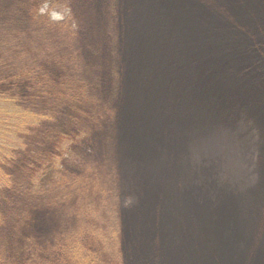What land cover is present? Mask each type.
<instances>
[{
    "label": "trees",
    "instance_id": "1",
    "mask_svg": "<svg viewBox=\"0 0 264 264\" xmlns=\"http://www.w3.org/2000/svg\"><path fill=\"white\" fill-rule=\"evenodd\" d=\"M31 5L34 6L33 2ZM74 9L67 23L79 18L81 24L77 30L71 29L72 33L81 37L85 45L93 46L97 60H102L105 71L102 74L78 69L90 51L74 53L64 63L39 61L41 65L22 56L26 55L27 48L19 52L14 48L0 58V148L5 149H0L1 202L9 207L15 203L9 195L15 182L7 169L19 166L22 154L17 155V152L31 148L32 131L53 119V114L39 110L54 111L57 105L58 108L60 104L64 106L63 98L72 105L82 106L78 107L82 110L78 113L85 125L98 124L95 128L103 126L104 130L106 125L110 130L119 126L123 130L120 141L113 135V139H106L107 146L104 139L101 151L107 156L115 152L112 170L115 167L122 196H134V203L120 209L123 222H119L127 223L122 234L116 239L105 238L110 253L100 251L98 257L82 256L80 250L76 251L77 246L69 240L64 242V235L63 252L55 253V245H47L52 252L45 253V245L40 244L39 248H29L25 254L16 255L10 247L7 253L4 246L0 264H8L6 261L9 264L132 263L130 254L136 253L135 234L144 221H157L156 217L150 219L147 215L156 197L166 195L168 190L181 193L171 194L173 205L185 206L191 214L199 216L198 207L209 210L205 217L200 216L199 227L206 232L203 235L208 243L214 246L218 263L230 264L231 243L237 236L232 239L225 236L223 232L229 229L224 225L233 223L231 231L240 232L243 225L250 224L248 212L240 214L239 208L235 211L229 204L226 212L216 213L223 204L218 198L222 194L218 189L210 193L205 177H192V172L207 168L220 173V168L226 165L217 159L245 152V158L252 153L257 163L253 171L259 174L251 179L252 183L264 178V2L85 0L83 5L80 0ZM107 19L109 30L100 26L107 24ZM3 30L0 22V50L8 46L1 40L7 33ZM27 61L32 68L28 66L22 72H15V66ZM66 94L72 99L65 97ZM106 114L109 121L105 119ZM66 118L64 114L60 122H65ZM96 130L92 128L90 133ZM79 136L83 137V133L61 140L73 143ZM94 138H98L97 133ZM112 140L114 145L110 143ZM18 141H22L25 148L12 145ZM37 158L43 174L48 160L53 159L45 155H37ZM31 167L24 165L25 170ZM244 189L229 187L233 194ZM207 193L211 197L206 198ZM69 199L72 200L69 213L74 215L81 205L74 193ZM63 203L53 204L54 214L51 215L59 218L54 224L57 229L64 224L60 212ZM96 204L101 207L97 209L98 215L101 209H111L102 205L101 198ZM19 220L15 231L4 227L6 216L0 210V231L10 236L11 243L22 239L23 232L28 230L24 228L26 217ZM135 223H139L136 228ZM154 229L151 236L160 234L157 225ZM147 238L142 252H147L146 245L151 246ZM124 251L128 254L125 259Z\"/></svg>",
    "mask_w": 264,
    "mask_h": 264
},
{
    "label": "rangeland",
    "instance_id": "2",
    "mask_svg": "<svg viewBox=\"0 0 264 264\" xmlns=\"http://www.w3.org/2000/svg\"><path fill=\"white\" fill-rule=\"evenodd\" d=\"M74 1L0 0V22L4 26L3 31H7L1 40L8 45L7 47L3 46V49L0 50V58L2 59L3 53L10 54L14 48H17L18 52L27 48L26 55L22 56H26L27 59L31 58L36 64L41 65L42 62L39 61L61 60V63H64L74 53L90 51L87 54L89 56L83 60L84 63L79 65L81 68L78 69L83 72L90 70V72L94 71L100 74L105 72L101 65L102 60H97L98 54L93 51V46L85 45V41L82 42L81 37L72 33L71 29L77 30L81 24L79 18L67 23L75 12L74 5L78 4L80 0ZM81 1L84 5L85 0ZM34 2L39 3L35 4ZM81 20H84V17ZM100 26L105 27L106 30L111 29L108 26V19L107 24ZM28 66L32 68L29 61L15 66L14 70L17 73L18 71L22 72V69ZM65 97L72 99L68 94ZM61 100L64 106L60 104L59 108L64 112H60L58 105L54 111L47 108L39 110L41 113L53 114V119L50 122L44 121L32 131V139H29L31 148L18 151L17 155L22 154L19 166L7 169L8 175L15 182V188L9 191L11 193L9 195L14 198L11 201L15 203L9 207L2 203L0 198V210L5 214L7 221L4 227L12 228L15 231L20 224V217L25 216L27 223L24 228L28 230L23 232L22 239L19 238V241L14 243H11V238L7 236V233L0 231V253L6 246L7 253H9L10 247L11 251H16V255L25 254L27 249L39 248L40 244L45 245V253L52 252L46 248L47 245H55V250H53L55 253L63 252V236L65 235L64 242L69 240L71 244L77 246L76 251L80 250L82 256L95 255L98 257L100 251L110 253L108 243H104L105 238L113 236L116 239L120 233L122 234V229L127 226V223L119 222L122 221L120 209H125L134 203L135 197L122 196L121 185L117 183L118 174L115 167L112 170V163L114 165L116 162L115 152L113 151L107 156L104 150L101 151L104 139L107 146L109 145L106 139H113V135H117L118 141H120L123 130L119 126L110 130L106 125V130H104L103 126L95 128L98 124L85 125L83 119L80 120L78 113V110L82 112L78 108L82 106L72 105L69 99V103L63 98ZM100 100V104H102V99L100 98ZM99 112L105 114L101 109ZM64 114L67 117L66 121L60 122ZM107 114L105 119L109 121ZM112 119H115V115ZM54 124L56 125L54 126ZM92 128L97 129V132L90 133ZM57 132L58 137H56ZM78 132H82L83 137H77L76 142L70 143L69 140H61L62 137L75 135ZM96 133L97 139L94 138ZM110 143L114 145V140ZM193 144L196 145L195 142ZM12 145H21L22 148L25 146L22 141ZM186 151L188 153L187 148ZM37 155H45L47 158L53 159L48 160L43 174L42 167L36 162ZM217 161L226 165L220 168L222 170L220 173L209 171L207 168H199L192 172V177H205L206 188L210 190V193L215 189L220 191L222 196L218 198L223 201L221 207L224 210H221L220 207L216 213L226 212L229 204L235 211L239 208L240 214L248 212L247 220L250 224L243 225L240 232L231 231L233 223L224 225L226 229H229L227 232H223L225 236L231 237V239L232 236H237L231 243L233 252L230 264H264V178L256 183H252L251 180L259 174L253 171L257 165L256 159L252 153L249 158H245V152H243L234 156L224 155L222 160L217 159ZM24 165L32 167L25 170ZM229 187L245 189L233 194ZM174 188L177 186L174 185ZM71 193L77 195L81 205V208L75 205L79 209L77 213L74 212L76 213L74 215L69 213L72 207L70 206L72 200L69 199ZM172 193L175 196L181 195L179 191L168 190L166 195L156 197L147 217L150 219L156 217L159 223L151 220L144 221L140 225L137 234H135L136 253L135 255L130 254L133 256L130 258L132 263L129 261L127 263L219 264L215 257L214 246L208 243V239H205L203 235L206 232L199 227L200 216L205 217L209 210H202L198 207L196 211L199 216L191 214L187 207L179 204L173 205ZM210 193L206 194V198L211 197ZM54 195L55 197H52ZM68 195L69 197L66 199ZM47 196L51 199L47 200ZM100 198L103 202L102 205L111 209L110 211L101 209L100 215H98L97 209L101 207H98L96 202ZM165 198L167 199L165 200ZM59 201L64 202V207L60 210L61 221L64 224L62 228L57 229L54 224L58 222L59 218H55L51 214H54L52 212L53 204ZM211 204L214 205L213 202ZM253 204L255 208H251ZM233 212L231 211V213ZM57 213L58 211H56V215ZM100 216L101 218H99ZM83 217L85 218L81 219ZM138 225L139 223H135V228ZM155 225L160 228V234L151 236L155 233ZM109 232L112 234H108ZM146 238L150 240L151 246L146 245L147 252H142L141 247H143ZM127 256V251H124L123 258L125 259ZM6 262L9 264L8 261Z\"/></svg>",
    "mask_w": 264,
    "mask_h": 264
}]
</instances>
